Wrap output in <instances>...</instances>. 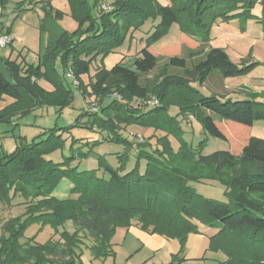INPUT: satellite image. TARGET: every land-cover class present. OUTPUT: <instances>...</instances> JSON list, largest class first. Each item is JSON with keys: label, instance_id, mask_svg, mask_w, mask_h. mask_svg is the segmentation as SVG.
<instances>
[{"label": "trees", "instance_id": "obj_1", "mask_svg": "<svg viewBox=\"0 0 264 264\" xmlns=\"http://www.w3.org/2000/svg\"><path fill=\"white\" fill-rule=\"evenodd\" d=\"M94 1L95 14L88 0H68L72 16L79 23L72 33L57 29L49 18L42 21L38 64L26 62L21 52L15 59L0 58V101L4 97L14 101L0 112V120L11 121L16 114L37 107L68 105L72 95L62 79L70 71L82 98H93L99 107L97 113L82 111L76 126L111 134L99 142L121 143L124 151L118 157L119 166L112 168L98 155L97 169L77 171L76 166L71 167L73 156L62 163L48 159L49 153L64 146L59 132L70 128L47 130L43 133L45 139L19 144L8 154L0 153V211H8L17 194L26 204L24 220H0V264H76L85 240L90 242L93 257L111 256L112 233L132 225L166 239H177L182 248L186 237L197 232L195 223L217 230L209 237L208 250L221 251L226 259L213 264H264V139L249 134L255 122H264V92H247L244 99L221 101L201 95L191 85H202L213 72L221 78L245 76L259 64L232 63L222 49L208 46V29L215 20L249 14L257 1L169 0V5H161L155 0H121L110 4V8ZM0 2L4 5L7 0ZM237 10L240 12L231 14ZM55 17L61 18V13ZM149 17L158 19V23L140 56L130 65L120 61L108 70L97 69L84 85L80 77L89 73L92 61L113 53L130 29H137ZM175 22L183 44L153 51L152 44ZM44 32L48 35L45 44ZM182 48L186 50L184 55ZM160 58L164 64L159 73L143 81L158 68ZM57 68L62 69V78ZM41 81L52 90L43 88ZM112 94L119 99L111 98ZM150 98L157 101L151 109L141 104ZM172 104L212 138L227 141L217 121L232 123L239 152L217 151L202 156L180 139L175 154L163 140V151L157 155L146 149L145 140L133 143L120 136L121 128L129 125L175 132L178 126L167 114ZM81 118L85 119L83 123ZM130 153L136 162L125 172ZM205 179L222 184L229 201L205 198L185 185L186 181ZM63 180L71 184V197L58 199L53 192ZM66 221L72 223L73 231L59 232ZM33 222L50 223L58 238L43 244L34 238L25 239L24 227Z\"/></svg>", "mask_w": 264, "mask_h": 264}, {"label": "rangeland", "instance_id": "obj_2", "mask_svg": "<svg viewBox=\"0 0 264 264\" xmlns=\"http://www.w3.org/2000/svg\"><path fill=\"white\" fill-rule=\"evenodd\" d=\"M17 1L19 0H7L4 5L0 2V15L4 14L5 10L14 11L15 8L18 14L11 25L14 35L12 47L8 45L5 48H0V58H7V55L10 54V58L15 59L18 52L24 48L22 55L26 62L38 64L41 47L40 27L46 18H49L54 27L68 33L74 32L79 27L78 21L72 16L68 0H42L37 3L32 0ZM117 1L121 0H99L104 8H110L109 5ZM155 1L161 5L170 4L169 0ZM94 2V0H88L93 14L96 13ZM30 3H34L33 8H25ZM18 6H21V10H18ZM249 11V14H241L225 21L215 20L208 29V46L222 49L232 63L242 65L258 62L259 64L245 76L221 78L220 74L213 72L202 85L198 82L192 83L191 85L201 95L215 96L224 101L228 98L231 100L244 99L247 92L257 94L264 92V7L256 4ZM57 12L61 13V18L55 17ZM238 12L240 11L237 10L231 14ZM157 23L158 19L153 20L149 17L137 29L131 28L123 43L113 53L105 58L97 57L92 61L89 73L80 77L83 84L87 85L89 78L99 68L108 70L120 61L130 65L135 57L140 56V50L147 44V38L154 31ZM180 35L179 25L175 22L165 34L152 44V50L183 44L179 41ZM195 39L199 40V36ZM47 40V33H42L43 44ZM182 50L184 55L186 50L185 48ZM163 64L164 59L160 58L158 68L150 75L143 77L142 80L152 79L153 75L159 73ZM188 64L190 66V63ZM171 72L178 73L176 70H171ZM57 74L62 78L61 68H57ZM219 79H221L220 82ZM71 81L72 79L67 77L62 79L64 87L72 95L68 105L37 107L29 112L16 114L11 121L0 120V153L8 154L19 144L45 139L47 135L43 133L47 130L70 128L65 132H59L64 146L49 153L48 159L54 163H62L66 158L73 156L74 159L70 162L71 167L76 166L77 171L97 169L96 156L98 155L103 156L112 168L119 166L118 157L124 151V146L121 143L99 142L98 140L106 139L111 134L103 130L89 131L76 126L77 119L82 114L85 99L82 98L81 93ZM40 85L48 91L52 90V87L45 81H41ZM257 98L261 99V96L257 95ZM89 99L93 100V98ZM13 102L12 99L4 97L0 101V112L11 106ZM167 114L178 126L175 132L170 133L162 128L129 125L121 128L120 136L133 143L145 140L147 142L146 149L152 153L162 152L164 147L162 141L166 140L169 143L170 152L175 154L179 150L180 139L202 156L217 151H228L234 154L239 152V142L233 138L234 133L230 128L232 123L217 121L220 130L228 138L227 141H223L204 134L200 125L192 117H183L179 113V108L176 105H170ZM84 120L81 118L80 122L83 123ZM249 134L252 137L264 139V122H255ZM73 139L76 141L73 142ZM96 141L98 143L94 146L88 145ZM80 152L84 154L88 152L90 155H78ZM131 154L128 156L125 172L130 171L135 165L136 160ZM144 164V161L140 163L142 167ZM101 172L102 170L99 171L100 174ZM124 173L121 172V174ZM185 185L193 188L197 194L205 198L226 203L229 201L224 196L225 187L214 179L186 181ZM70 187L71 184L67 180H63L58 184L53 195L58 199H67L71 197ZM25 206L24 199L18 194L15 195L11 200L9 210L0 211V220L5 221L8 218L24 220L26 218ZM195 224L197 232L186 237L182 248L177 239H166L150 231L141 230L142 233H140L139 230L132 228L128 230L121 227L116 228L110 238L113 255L103 258L93 257L89 250L90 242L85 240L79 250L76 264H213L223 262L226 258L221 251L211 252L208 250L209 236H212L217 230L202 223ZM64 230L69 233L73 231L70 221H66L58 228L59 232ZM23 236L25 239L34 238L35 242L43 244L51 238L57 239L59 234H54L50 223L33 222L24 227Z\"/></svg>", "mask_w": 264, "mask_h": 264}, {"label": "built area", "instance_id": "obj_3", "mask_svg": "<svg viewBox=\"0 0 264 264\" xmlns=\"http://www.w3.org/2000/svg\"><path fill=\"white\" fill-rule=\"evenodd\" d=\"M256 1L258 4L264 5V0H256ZM13 40H14V36L11 33H6V31L3 29V19L0 16V48H5L8 45L10 46ZM66 77L72 79V84L75 87L78 86V83L75 80H73V76L70 71L66 73ZM111 98L119 99V96L116 94H112ZM141 104L146 106H155L157 105V101L154 98H150L148 100L141 101ZM98 109L99 107L98 104L95 102V100H90L89 98H86L84 100L83 111L89 113H97Z\"/></svg>", "mask_w": 264, "mask_h": 264}, {"label": "crops", "instance_id": "obj_4", "mask_svg": "<svg viewBox=\"0 0 264 264\" xmlns=\"http://www.w3.org/2000/svg\"><path fill=\"white\" fill-rule=\"evenodd\" d=\"M32 1H35L34 3H37V2H39V1H42V0H32ZM17 2H20V0L19 1H17ZM34 3H30L29 5H27V6H25V8H33V6H34ZM16 7V6H15ZM16 9V8H15ZM15 9H14V11L13 10H5V12H4V14H2V15H0L1 17H2V19H3V29L6 31H8V32H10L12 35H13V32H12V28H11V25H13V22L16 20V17H18V14H17V12L15 11ZM18 10H21V9H18ZM14 36V35H13ZM15 39H16V37H15ZM11 47H12V44L10 45ZM23 49L24 48H22L18 53H20L21 52V54H22V52H23ZM7 58H10V54L9 55H7ZM2 59H6V58H2ZM11 59V58H10ZM32 64H34V63H32ZM221 81V79H219V82ZM255 124V123H254ZM254 124H253V126H254ZM252 128V127H251ZM100 137V136H99ZM84 139H85V137H84ZM130 228H132V229H134V230H139V232L140 233H142V231H141V229L138 227V226H136V225H132V226H130L129 228H126V230H128V229H130ZM216 233V232H215ZM214 233V234H215ZM210 237V236H209Z\"/></svg>", "mask_w": 264, "mask_h": 264}]
</instances>
